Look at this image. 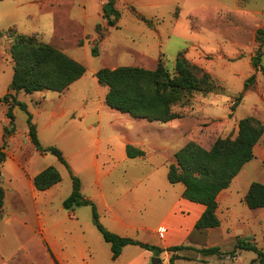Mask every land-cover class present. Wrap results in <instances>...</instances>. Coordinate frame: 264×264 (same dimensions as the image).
<instances>
[{
    "label": "rangeland",
    "instance_id": "rangeland-1",
    "mask_svg": "<svg viewBox=\"0 0 264 264\" xmlns=\"http://www.w3.org/2000/svg\"><path fill=\"white\" fill-rule=\"evenodd\" d=\"M106 1L0 0V97L10 91L14 74L12 30L35 35L83 63L87 68L84 75L63 92L17 93L28 105L42 145L61 149L67 160L65 164L52 152H45V161H51L62 175L53 207H61V197L72 192L74 174L81 179L84 196L96 204L99 219L108 230L115 228L117 214L127 215L142 227L129 237H142L138 240L161 246L152 241L161 238L159 225L165 237L170 231L167 223H162L164 205L182 190L184 197V184L168 180L175 153L189 141L209 149L218 137L235 139L244 117L253 116L264 123V73L253 66L255 56L264 65V40L260 47L257 39V30L264 28V0H116L121 11L118 26H108L102 18ZM95 46L98 54L93 53ZM180 52L206 73L197 74L202 89L173 106L180 119L172 123L147 121L106 104L109 87L99 83L95 75L100 68L129 65L155 69L162 60L173 74ZM253 73L254 83L233 107ZM7 112L8 104L0 102V133L12 126ZM14 114L15 132L22 136L28 130V113L16 106ZM173 127L177 132L166 131ZM157 129L164 131L158 138L150 134ZM143 143L152 147L145 148ZM128 144L143 149L147 156L129 157ZM254 153L220 198V226L209 228L201 239L190 237L176 244L190 247L182 250L185 256L175 264H261L254 261L258 254L253 250L234 253L238 239L252 242L264 252V207L251 209L243 200L252 182L264 183V133ZM41 163L44 159L35 157L34 166ZM7 181H2L4 189ZM8 198L10 202L4 204L0 217V264L10 258L9 264H53L46 246L18 249L16 233L31 240L35 237L31 227L38 225L21 218L19 204L13 208L12 198ZM27 205L32 208L29 199ZM72 210L76 218L68 216L63 227L67 231L78 228L86 242L91 241L92 251L86 249L87 262L114 264L111 246L94 222L92 207L63 208L58 214L68 215ZM196 214V210L189 211L188 219L192 221ZM261 215L262 220L258 219ZM7 216H12L10 224L15 231L5 220ZM212 246H220L222 254L197 253L198 247ZM132 247L149 251L148 264H153L157 256L153 250ZM160 264L171 263L161 259Z\"/></svg>",
    "mask_w": 264,
    "mask_h": 264
},
{
    "label": "trees",
    "instance_id": "trees-1",
    "mask_svg": "<svg viewBox=\"0 0 264 264\" xmlns=\"http://www.w3.org/2000/svg\"><path fill=\"white\" fill-rule=\"evenodd\" d=\"M102 18L107 20L108 26H118L121 11L116 7V0H107L104 3ZM10 36L13 38L10 52L14 63V74L10 83V91L0 97V102L8 104L7 116L12 126L5 127L3 143L0 146V217L5 201L2 165L7 157L5 148L8 145V138L16 130L14 114L16 106H20L28 113V134L36 148L42 153L52 152L60 161L67 164L61 149L42 145L33 116L28 111V105L18 99L17 93L21 90L27 93L43 90L63 92L81 78L87 70L83 63L51 43L40 41L35 35L12 30ZM257 39L261 47L264 40V28L257 30ZM93 53L98 54L96 46L93 47ZM253 66L255 70H261L264 73V65L259 56L254 57ZM199 72L204 71L188 60L183 52H180L176 58V68L173 74L160 60L155 69L129 65L114 68L102 67L96 71L95 75L99 83L109 87L105 99L109 107L129 113L136 118L168 122L180 118V115L173 110L175 104L183 101L194 91L202 89V79L197 75ZM255 79L256 73H253L246 80L243 91L233 107L241 101L245 90L254 83ZM263 133L264 123L253 116H248L239 121V131L235 139L218 137L209 149L194 141H189L175 153V161L169 165L168 180L172 184H184V198L205 206L195 224L196 229L220 226L221 220L217 213L218 196L230 187L244 165L254 158V148ZM127 154L129 157H137L145 155V151L128 144ZM61 180L60 171L51 165L39 172L34 182L37 189L43 191ZM72 181V192L64 199V208L74 209L83 205L92 207L94 222L104 239L110 243L113 259L120 256L126 245L133 244L151 249L157 256L168 251L171 253L169 262L175 264L177 259L183 257L179 252L190 247L181 244L164 248L108 230L99 219L96 204L84 196L81 179L72 174ZM243 200L251 209L264 207V183L252 182ZM240 249L255 251L258 256L254 261L264 263V252L254 243L238 239L234 246V253ZM197 251L203 255L222 254L220 246L198 248Z\"/></svg>",
    "mask_w": 264,
    "mask_h": 264
},
{
    "label": "crops",
    "instance_id": "crops-1",
    "mask_svg": "<svg viewBox=\"0 0 264 264\" xmlns=\"http://www.w3.org/2000/svg\"><path fill=\"white\" fill-rule=\"evenodd\" d=\"M173 120L162 123H172ZM166 131L169 133H175L177 132V129L173 127L170 130ZM163 133L164 131L162 129L150 130V134L156 138H158L159 135H163ZM3 136L4 133H0V146L3 143ZM22 136L24 137L22 138ZM22 136H20V133H18L17 131L13 133L9 137L8 145L5 148L7 157L2 165V180L7 179L8 181L7 187H5L4 204L7 205V203L10 202L8 197L12 198L11 205L13 206V208L16 206V203H18L20 206V216H22L21 218H29V222L34 224L36 223V225L38 226L31 227V233L35 235V237L31 240L24 239L20 232L16 233V243L18 245V249H27L31 247L44 248V246H46L49 251L50 257L54 262L53 264H57V262L59 264H104L102 263V261L98 260H95L92 263L87 262L88 252H86V249L87 251L89 250V253L92 251L91 241L87 240L86 242L84 235L80 234L78 228L67 231L63 227L64 221L68 220V216L71 219L76 218V213L72 210V212L68 213V215L63 214L64 212H62L60 215L58 214V212H60L64 208L63 201L67 197L65 195L61 197V207L59 206L58 209H54L53 201L57 197L56 190L58 189L57 187H59L60 182L53 185L47 190L41 191L37 189L34 182L35 176L43 169L50 166L51 161H45L48 157L47 153L42 154V152L38 150L36 146L35 148H32L33 143L28 134V130H26V132ZM127 140L130 143V140ZM11 145L13 146L11 147ZM142 145L145 146V148L148 146L152 147L148 145V143H143ZM26 152H30L29 157L26 156ZM143 156H147V154ZM35 157L43 158L44 163L34 166ZM250 185L247 187L245 193L243 194V199L248 192ZM228 189L229 187L219 194V204L220 198L223 195L225 196ZM182 191L180 194L174 196L173 199L167 200L164 205L165 210L162 223H167V225L170 227L168 235L166 237L163 235L162 227L161 225H159L158 230L161 238L157 236V239L152 241V243H158L162 247L166 248L170 245L180 244L188 240V238L190 237H193L194 239H201L204 235H206V231H208V229L194 228V225L203 213L205 206H202L201 204H199V206H197L196 204H192L193 202H190L188 199L182 197ZM28 199L29 202H31L32 208L27 205ZM126 205H128V202H125V206ZM191 210H196L197 212L192 221H190L187 216L188 212H191ZM12 216H7L5 219L7 223L11 225V227L12 224H10V221L12 219ZM262 218L263 215L258 217V219L260 220H262ZM115 221V228H112V231L117 232L122 236H132L133 230L142 228L140 227L141 225H139L137 222H134L127 215L117 214L115 216ZM140 222H143L142 218ZM20 223L26 225V222L23 219H20ZM147 228H149V226ZM12 229L13 231H15L14 227H12ZM137 239L142 240V237H139ZM132 246L135 245H126L123 248L120 256L115 259L116 262L113 263L148 264L151 253L147 250H142V248H133ZM197 253L199 254L200 252ZM15 254L16 253H14V255ZM179 254L181 256H185L183 251H180ZM160 257L163 262H169L170 253L168 251H164L162 253V256ZM10 259H4L1 264H9L8 261Z\"/></svg>",
    "mask_w": 264,
    "mask_h": 264
},
{
    "label": "water",
    "instance_id": "water-1",
    "mask_svg": "<svg viewBox=\"0 0 264 264\" xmlns=\"http://www.w3.org/2000/svg\"><path fill=\"white\" fill-rule=\"evenodd\" d=\"M161 263V258L160 256H156L153 258V264H160Z\"/></svg>",
    "mask_w": 264,
    "mask_h": 264
}]
</instances>
